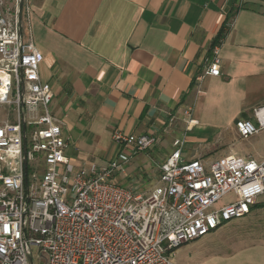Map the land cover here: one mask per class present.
I'll list each match as a JSON object with an SVG mask.
<instances>
[{
    "label": "crops",
    "instance_id": "crops-1",
    "mask_svg": "<svg viewBox=\"0 0 264 264\" xmlns=\"http://www.w3.org/2000/svg\"><path fill=\"white\" fill-rule=\"evenodd\" d=\"M23 5V29L43 56L41 79L52 89L51 110L61 121L68 140L64 155L75 169L105 168L121 150L112 139L115 131L158 139L114 176L123 186L129 168V188L141 192L157 185L158 167L175 140L182 142L185 162L229 155L264 159V130L243 139L235 129L237 121H254V110L264 108V0H24ZM224 26L221 75L198 81ZM187 109L196 124L183 122ZM262 216L264 196L247 216L219 229ZM228 243L225 251L203 253L204 261L264 264V238L233 237Z\"/></svg>",
    "mask_w": 264,
    "mask_h": 264
},
{
    "label": "built area",
    "instance_id": "built-area-1",
    "mask_svg": "<svg viewBox=\"0 0 264 264\" xmlns=\"http://www.w3.org/2000/svg\"><path fill=\"white\" fill-rule=\"evenodd\" d=\"M16 3L13 17L0 16V264H36L33 249L37 264H175L177 248L250 213L264 196V159L185 162L175 140L157 185L141 192L114 176L158 139L115 131L121 150L105 168L75 169L51 110L52 89L41 79L43 56L19 21L24 0ZM220 64L215 46L197 80L220 77ZM253 119L235 123L239 137L264 130V108ZM183 122L196 124L189 109ZM229 194L235 200L218 207Z\"/></svg>",
    "mask_w": 264,
    "mask_h": 264
},
{
    "label": "rangeland",
    "instance_id": "rangeland-1",
    "mask_svg": "<svg viewBox=\"0 0 264 264\" xmlns=\"http://www.w3.org/2000/svg\"><path fill=\"white\" fill-rule=\"evenodd\" d=\"M16 9V0H0V16L11 18L14 16ZM3 117L4 116L0 115V119ZM244 148L247 149V146L245 145ZM126 171L127 177L122 178L121 181L124 187L129 188L132 186L130 169L127 168ZM234 200L235 196L229 194L218 203V207L226 206ZM245 222L247 221L245 220ZM238 223L239 222H232L231 224L218 229L216 233H210L200 240L180 246L174 251L173 260L175 264H211L210 262H207V260L204 261V258L201 255L203 253H210L217 250L219 252L220 250L225 251L226 247L224 245L229 244L228 242L231 241L233 237H238L241 240L264 238V216L252 223L243 224L241 227L237 226L232 229L231 225ZM37 256V251L33 249V259L36 264L38 263ZM201 257L203 260H201Z\"/></svg>",
    "mask_w": 264,
    "mask_h": 264
},
{
    "label": "trees",
    "instance_id": "trees-1",
    "mask_svg": "<svg viewBox=\"0 0 264 264\" xmlns=\"http://www.w3.org/2000/svg\"><path fill=\"white\" fill-rule=\"evenodd\" d=\"M224 29H225V26H224V28L222 29V31H220V33H219V34L217 35V37L215 38L214 46H218L219 43H220V41L222 40V38H223V36H224V34H225Z\"/></svg>",
    "mask_w": 264,
    "mask_h": 264
},
{
    "label": "water",
    "instance_id": "water-1",
    "mask_svg": "<svg viewBox=\"0 0 264 264\" xmlns=\"http://www.w3.org/2000/svg\"><path fill=\"white\" fill-rule=\"evenodd\" d=\"M22 18V3H19V21ZM23 147L25 148V138L23 139ZM24 169H26V161L24 160Z\"/></svg>",
    "mask_w": 264,
    "mask_h": 264
}]
</instances>
